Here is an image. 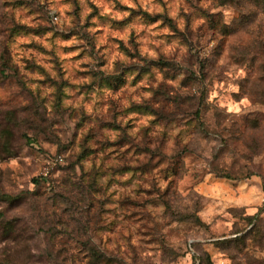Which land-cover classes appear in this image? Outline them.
<instances>
[{"label":"rangeland","instance_id":"374dc122","mask_svg":"<svg viewBox=\"0 0 264 264\" xmlns=\"http://www.w3.org/2000/svg\"><path fill=\"white\" fill-rule=\"evenodd\" d=\"M0 264H264V0H0Z\"/></svg>","mask_w":264,"mask_h":264}]
</instances>
